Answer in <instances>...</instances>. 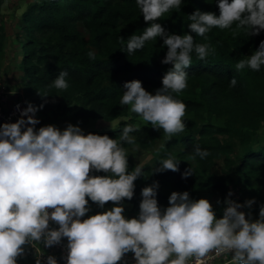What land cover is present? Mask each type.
<instances>
[{
  "label": "clouds",
  "instance_id": "1",
  "mask_svg": "<svg viewBox=\"0 0 264 264\" xmlns=\"http://www.w3.org/2000/svg\"><path fill=\"white\" fill-rule=\"evenodd\" d=\"M136 4L144 21L151 23L142 34L128 38L126 52L131 55L159 37L167 46L161 63L171 65L155 94L140 80L124 83L119 103L130 106L139 122L126 124L115 139L107 134H85L78 124L71 123L63 130L52 124L37 129L35 114L43 104L29 102L15 122L0 125V264H18L27 246L51 248L61 245L65 238V264H120L129 252L135 264H191L193 259L195 264H205V258L223 254H231V264H264V206L257 219L241 210L251 208L254 198L241 204L229 191L223 201V216L217 218L208 199L193 200L187 191H173L169 206L162 209L156 198L159 182L153 181L141 191L138 216L123 215V201L133 198L134 182L141 176L147 178L142 165L128 170L129 153L139 151L130 134L140 131L142 124L163 130L166 142L183 133L187 105L174 94L188 87L186 69L193 63V53L200 61L216 54L213 45L199 43L191 34H170L156 22L165 14L179 12L182 0H136ZM217 4L219 15L199 9L188 15L191 32L206 39L213 28L227 29L233 36L264 31V0H217ZM88 56L96 59L94 52ZM262 66L264 40L250 56L239 59L235 69L260 71ZM67 75L66 71L59 72L51 86L66 90ZM236 83L233 77L229 87ZM125 144L133 145L131 152ZM165 146L162 143L156 151ZM194 151L201 159L210 154L199 145ZM179 162L168 153L153 171H179ZM94 171L109 175H92ZM193 172L191 167L186 169L182 178ZM89 200L100 208L107 202L114 206L82 219L90 211ZM36 264H42L40 258ZM46 264L58 261L48 255Z\"/></svg>",
  "mask_w": 264,
  "mask_h": 264
},
{
  "label": "trees",
  "instance_id": "2",
  "mask_svg": "<svg viewBox=\"0 0 264 264\" xmlns=\"http://www.w3.org/2000/svg\"><path fill=\"white\" fill-rule=\"evenodd\" d=\"M2 2L0 0V6ZM197 9L219 15L217 0H182L179 12L165 14L156 21L170 34H191L197 42L213 45L216 54L200 61L193 53V63L186 69L188 87L174 94L187 105L185 131L165 142L164 150L140 164L147 178L139 177L134 182L133 198L125 199L136 216L142 200L141 191L153 181L159 182L156 198L162 209L169 206L168 198L173 191H187L191 199L198 200L197 193L193 192L196 187L207 188L213 194L215 204L223 209L226 175L214 171L213 166L218 156L230 153L236 144L241 145L237 139L243 140L244 151L236 159L225 155L224 164L234 166L238 179L248 186L256 207L264 206L261 192L264 186V142L250 143L252 133L264 125V66L260 71L245 68L238 72L235 69L239 59L250 56L258 48L260 41L264 40V31L258 35L233 36L227 29L213 28L205 39L189 28L188 15ZM150 23L144 21L136 0L31 2L20 18L23 38L19 57L20 66L28 78L26 90L45 101L57 95L65 98L67 104L79 100L81 107L72 119L83 122L88 118L127 117L118 122L115 130L108 127L100 131H84L85 134L91 132L118 138L126 124H135L137 115L130 111V106L119 103L124 83L136 79L143 87L156 91L162 87V77L171 68L170 64L161 63L167 52L162 38L147 41L143 49L131 55L126 52L128 38L132 34H142ZM5 39V29L0 24V52ZM90 51L95 53V60L89 58ZM61 71L68 73L69 87L63 91L51 86ZM233 77L237 83L235 87H229ZM131 134L140 146L148 147L163 135V130L142 124L140 131ZM196 145L210 154L204 159L196 156ZM168 153L180 160L179 171L154 172L159 160ZM135 166L128 155V170ZM190 167L194 172L186 179L182 178V173ZM91 174L109 175L103 171Z\"/></svg>",
  "mask_w": 264,
  "mask_h": 264
},
{
  "label": "rangeland",
  "instance_id": "3",
  "mask_svg": "<svg viewBox=\"0 0 264 264\" xmlns=\"http://www.w3.org/2000/svg\"><path fill=\"white\" fill-rule=\"evenodd\" d=\"M33 0H3L0 6V24L3 25L6 33V39L3 46V50L0 52V87H4L6 90L11 91V97L21 98L26 104L29 102L33 105L39 106L43 104V108L36 112V117L39 123L36 128L46 126L49 124L55 125L63 130L69 123L73 125H79L83 131L94 130L100 131L111 127V125H117L118 122L127 117H118L115 119H92L88 118L85 122L79 119H72L73 114L77 112L81 103L79 100H73L70 103H66V99L57 95L48 101L38 99L34 94L26 90V83L28 78L26 77L22 67L20 66V42L23 38V34L20 33V18L23 11ZM18 33H20L18 35ZM147 91L155 94L154 90H150L149 87H144ZM140 121V118L136 115L134 123ZM221 120L219 119V122ZM132 135V134H130ZM133 136V135H132ZM252 140L250 143L254 145L258 142H264V125H261L251 135ZM241 143L240 146H236L230 153H223L215 160L213 170L216 172H223L226 175V194L227 197L229 191H233V195H239L238 202L243 204L249 199H253L251 193L248 190V186L242 183L234 170V166H226L224 164V156L227 155L232 159H236L237 156L244 151L245 146L242 143L243 140L237 139ZM164 133L160 136L154 145L148 147L139 146V151L135 154L129 153L136 165H140L143 162L149 161L152 155L156 154V150L162 143H165ZM131 152L133 145H123ZM193 192L197 193L198 199L206 198L210 201L215 211L216 217L221 218L223 216V209L219 208L215 202L213 194L207 188L196 187ZM262 195H264V186H262ZM194 194V193H193ZM195 200V199H194ZM125 212L123 215L127 218L135 217L136 215L131 210V204L128 201H123ZM90 211L86 213L87 216H91L100 212L110 210L114 205L112 202H107L103 208H100L97 204L91 203ZM245 213H251L252 219H257L259 215V209L256 207V203L251 208H242ZM231 262V254L220 257L215 263L225 264ZM34 258L27 248L25 249V255L18 258V264H32Z\"/></svg>",
  "mask_w": 264,
  "mask_h": 264
},
{
  "label": "built area",
  "instance_id": "4",
  "mask_svg": "<svg viewBox=\"0 0 264 264\" xmlns=\"http://www.w3.org/2000/svg\"><path fill=\"white\" fill-rule=\"evenodd\" d=\"M11 91L6 90L4 87H0V124H3L5 122H15L20 117V110L27 107V104L21 99L16 97H11ZM19 106V109L17 108ZM38 129V128H37ZM233 193V191H231ZM233 200H236L238 202L239 195H232L231 197ZM244 211L243 209H241ZM86 215L82 219L87 218ZM52 227H58L56 224H52ZM67 239L65 238L62 241L61 245H56L51 248H45L42 244L37 245V247L34 249L31 246H27V250L29 251V254H31L34 258V263L36 264L37 258L41 259L42 264H46V257L48 255H53L56 257L58 264H65V257L67 255V249H66ZM41 250L43 255H41ZM210 256H215L214 253H211ZM226 256V254H223L221 256H215L213 259L205 258V264H218L215 263L217 259L220 257ZM120 264H135L134 255L129 252L126 254L124 258V262H120ZM191 264H195V260L191 262Z\"/></svg>",
  "mask_w": 264,
  "mask_h": 264
}]
</instances>
